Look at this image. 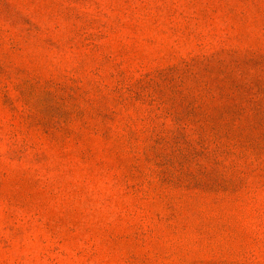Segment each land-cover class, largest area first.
Returning a JSON list of instances; mask_svg holds the SVG:
<instances>
[{"label":"rangeland","instance_id":"obj_1","mask_svg":"<svg viewBox=\"0 0 264 264\" xmlns=\"http://www.w3.org/2000/svg\"><path fill=\"white\" fill-rule=\"evenodd\" d=\"M0 264H264V0H0Z\"/></svg>","mask_w":264,"mask_h":264}]
</instances>
